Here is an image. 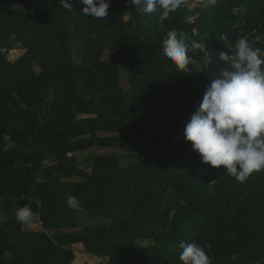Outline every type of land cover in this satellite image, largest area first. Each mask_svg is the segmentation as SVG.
I'll use <instances>...</instances> for the list:
<instances>
[{
  "label": "trees",
  "instance_id": "16d2710c",
  "mask_svg": "<svg viewBox=\"0 0 264 264\" xmlns=\"http://www.w3.org/2000/svg\"><path fill=\"white\" fill-rule=\"evenodd\" d=\"M69 2L0 0V264H182L181 241L212 264H264V170L241 183L183 135L213 76L231 70L219 53L242 36L264 50V0H183L163 22L127 0H109L103 19ZM173 29L188 72L163 55ZM92 149L112 150L83 156ZM25 204L41 228L15 219ZM79 243L99 261L75 262Z\"/></svg>",
  "mask_w": 264,
  "mask_h": 264
},
{
  "label": "clouds",
  "instance_id": "9594fccd",
  "mask_svg": "<svg viewBox=\"0 0 264 264\" xmlns=\"http://www.w3.org/2000/svg\"><path fill=\"white\" fill-rule=\"evenodd\" d=\"M81 3L82 15L86 17L103 19L109 15V0H81ZM127 3L141 15H150L159 7L163 22L183 0H127ZM207 3L214 5L216 0H207ZM61 4L66 9L73 7L69 0H61ZM255 39L258 41L260 37ZM254 43L242 36L229 45L230 54L219 53V59L231 70L225 69L213 76L183 133L202 162L217 168L223 165L226 173L241 183L253 172L264 170V50ZM192 47L209 57L204 43H194ZM162 49L163 55L181 72L190 71L193 60L183 31L169 30ZM2 139L3 151L15 146L8 134ZM66 202L69 208L81 210L76 196L69 195ZM34 216L29 204L15 212V219L21 224H27ZM179 247L182 264H212L211 256L197 242L181 241ZM231 259L235 261L238 257L233 254Z\"/></svg>",
  "mask_w": 264,
  "mask_h": 264
},
{
  "label": "rangeland",
  "instance_id": "374dc122",
  "mask_svg": "<svg viewBox=\"0 0 264 264\" xmlns=\"http://www.w3.org/2000/svg\"><path fill=\"white\" fill-rule=\"evenodd\" d=\"M195 5H196V3H192L190 6L191 7H195ZM120 47V45L118 44V43H114V44H110L109 46H108V48L106 49V51H105V53H104V55H105V57H109V56H111L112 54H113V52L116 50V49H118ZM23 53V50L22 49H14V50H11L10 52H9V54H8V56H9V58L10 59H16V57H18L19 55H21ZM121 81H122V85L124 86V88H126V89H128L129 88V84H128V81H127V76H126V74H124V76L122 77V79H121ZM110 150H112V149H92V150H90V151H88V152H85V153H83V156H86L88 153H91V154H93V153H98V152H104V151H110ZM127 164H129V162L127 161V160H123L122 161V165L123 166H125V165H127ZM1 219H3V216H0V220ZM34 220L35 221H37V226H42L41 224V220L39 219V218H36V217H34L32 220H30L29 222L32 224L33 222H34ZM68 223H70V224H67V226H68V229H76V226L74 225V223H72V222H68ZM98 223V220H94V224H97ZM34 226V225H33ZM74 249H75V252H76V259H75V262H77V263H84V262H91V263H96V262H98L99 261V259L98 258H96V257H94V256H92V255H90V254H87V253H85L84 252V246H83V244H81V243H79V244H76L75 246H74Z\"/></svg>",
  "mask_w": 264,
  "mask_h": 264
},
{
  "label": "built area",
  "instance_id": "2783aa9c",
  "mask_svg": "<svg viewBox=\"0 0 264 264\" xmlns=\"http://www.w3.org/2000/svg\"><path fill=\"white\" fill-rule=\"evenodd\" d=\"M67 155H68V157H72V156L74 155V152L69 151V152L67 153ZM34 213H35V216H34V217L40 219V211H35ZM41 223H42V222H41Z\"/></svg>",
  "mask_w": 264,
  "mask_h": 264
},
{
  "label": "crops",
  "instance_id": "0c3cea01",
  "mask_svg": "<svg viewBox=\"0 0 264 264\" xmlns=\"http://www.w3.org/2000/svg\"><path fill=\"white\" fill-rule=\"evenodd\" d=\"M0 216H2L1 213H0ZM28 225H29L30 228H33V229H39V228H41L40 226H37L38 224H37V221H35V220H34V222L32 224L30 222H28Z\"/></svg>",
  "mask_w": 264,
  "mask_h": 264
}]
</instances>
